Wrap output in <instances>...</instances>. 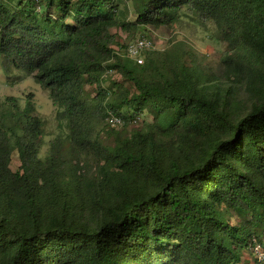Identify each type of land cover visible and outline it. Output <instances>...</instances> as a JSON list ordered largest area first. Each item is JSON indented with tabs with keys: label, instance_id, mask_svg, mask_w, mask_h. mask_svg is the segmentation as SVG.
<instances>
[{
	"label": "trees",
	"instance_id": "1",
	"mask_svg": "<svg viewBox=\"0 0 264 264\" xmlns=\"http://www.w3.org/2000/svg\"><path fill=\"white\" fill-rule=\"evenodd\" d=\"M119 1L0 0V56L66 130L41 158L30 107L0 115V264H240L253 239L264 249V0H129L131 23ZM183 9L226 43L219 75L176 50L137 65L113 49V28L169 26Z\"/></svg>",
	"mask_w": 264,
	"mask_h": 264
},
{
	"label": "rangeland",
	"instance_id": "2",
	"mask_svg": "<svg viewBox=\"0 0 264 264\" xmlns=\"http://www.w3.org/2000/svg\"><path fill=\"white\" fill-rule=\"evenodd\" d=\"M117 3L124 10L126 22H134L131 1L121 0ZM111 33L114 34V41L117 44L112 47L120 54H123L127 46L135 39L145 37L151 39L159 50L184 52L186 61L196 64L206 74L211 73L217 76L222 69L221 58L226 52V43L221 40L216 27L211 22H202L196 14L187 9L181 10L176 21L169 26L158 28L144 26L131 30L116 27L111 30ZM121 45L122 48H120ZM103 79L102 87L105 88L108 86L111 88L112 82L121 81L116 73H108ZM123 84L130 89V84ZM85 91L90 97H94L97 88L87 85ZM26 106L30 107L28 114L31 117H36L43 122V133L39 139V155L43 158L48 152L50 142L66 134L64 122L58 117L59 110L52 104L48 92L36 83L33 76L15 69L0 56V115L8 109L16 114L25 110ZM155 116L152 110H145L136 123H130L127 131L143 128L146 124H150ZM109 133L107 127H102L99 133L101 140L110 142ZM19 165L17 153L13 152L10 167L15 171ZM225 216L231 224L239 222L236 215L229 210L228 213L225 212ZM252 247L253 244L243 251L240 264L254 262Z\"/></svg>",
	"mask_w": 264,
	"mask_h": 264
},
{
	"label": "built area",
	"instance_id": "3",
	"mask_svg": "<svg viewBox=\"0 0 264 264\" xmlns=\"http://www.w3.org/2000/svg\"><path fill=\"white\" fill-rule=\"evenodd\" d=\"M36 10L38 11L39 8H37ZM155 51H162V50H159L151 39L142 37V38H137L132 43H130L123 54L124 57L127 58L128 60L134 62L137 65H142L144 62L145 55L147 53L155 52ZM112 72L113 71H107L106 74ZM138 120L139 118H136L133 121V123H136ZM106 122L115 127H120L123 125V121L120 118L113 116L109 112H108V116L106 117ZM252 244H253L252 250L255 256L254 262L252 264H264V250L255 239L252 240Z\"/></svg>",
	"mask_w": 264,
	"mask_h": 264
}]
</instances>
